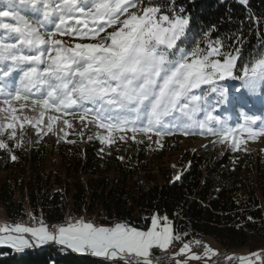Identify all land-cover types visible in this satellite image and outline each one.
Returning <instances> with one entry per match:
<instances>
[{
  "label": "snow or ice",
  "instance_id": "6c2138e0",
  "mask_svg": "<svg viewBox=\"0 0 264 264\" xmlns=\"http://www.w3.org/2000/svg\"><path fill=\"white\" fill-rule=\"evenodd\" d=\"M15 3L8 0V7L0 10V150L11 161L18 159L15 150L25 145L24 133L18 135V130L26 125L37 137L60 131L58 139L76 143L68 140L65 129L73 128L68 117L78 119L82 128L91 124L99 130L88 140L106 146L100 152H107L117 137L148 148L155 136L163 148L165 137L215 136L218 143L231 141L235 151L248 142L245 135L253 142L264 137V120L256 115L244 113L243 123L234 128L228 118L216 114L229 100L223 81L241 82L243 92L236 99L264 98V47H260L264 16L253 21L260 32L256 49L242 55L244 40L226 49L223 40L212 34L213 26L198 39L192 37L190 17L175 6V0H156L147 6L144 0ZM238 3L248 6L249 0ZM246 19L252 21V16ZM57 36L77 42L67 46ZM14 73H19L18 78ZM27 107L38 115L18 114ZM61 118L63 127L58 130ZM258 120L261 126L254 127ZM78 137L83 140V130ZM29 219L37 226L0 224V249L19 253L58 244L106 264L128 258L134 264H153V257L173 242L182 244L176 256L186 257L174 256L175 264L216 255L211 248L203 257L192 254L189 243L176 234L180 225L165 214H153L150 228L143 231L121 223L97 227L84 219L50 230L34 212ZM239 264H264V254L240 258Z\"/></svg>",
  "mask_w": 264,
  "mask_h": 264
},
{
  "label": "trees",
  "instance_id": "16d2710c",
  "mask_svg": "<svg viewBox=\"0 0 264 264\" xmlns=\"http://www.w3.org/2000/svg\"><path fill=\"white\" fill-rule=\"evenodd\" d=\"M150 3L156 0H144L145 6ZM13 6H17L15 0ZM175 6L190 17L192 37L198 39L203 30L213 26L212 34L223 40L226 49L239 46L234 41L240 39L244 40L242 55L256 49L260 32L253 21L264 16V0H249L248 6L238 0H175ZM6 7L8 0H0V10ZM20 7L32 15L26 6ZM162 14L167 12L162 9ZM247 16H252V21ZM252 27L256 31L250 32ZM221 83L229 89V100L217 112L264 118V98L236 99L243 92L241 82ZM24 136L25 145L15 150L16 161L0 150V207L13 223L36 226L29 219V213L34 212L37 221L42 219L48 225L84 217L108 226L148 227L153 214H165L174 225H180L176 234L184 240L211 237L225 251L264 250V153L260 150L241 155L230 150L220 157L186 151L180 162L181 179L176 181L154 168L163 152L131 139L114 143L107 149L109 155L99 151L106 146L88 140L90 135H84L83 140L68 138L76 140L74 144L52 136ZM0 253H6L0 254V264H106L101 258L57 244L19 253L4 248Z\"/></svg>",
  "mask_w": 264,
  "mask_h": 264
},
{
  "label": "rangeland",
  "instance_id": "374dc122",
  "mask_svg": "<svg viewBox=\"0 0 264 264\" xmlns=\"http://www.w3.org/2000/svg\"><path fill=\"white\" fill-rule=\"evenodd\" d=\"M2 34H3V30H0V35H2ZM56 38L59 40H62L64 42V44L67 46H71L77 42L76 40H74L70 36H57ZM13 76L18 78L19 73H14ZM17 83H18V79H17ZM223 106L224 105H222L220 107H223ZM242 106L246 108L247 107L246 102H243ZM219 109H221V108H219ZM18 114L37 116L38 112H34L31 109V107H27V108H25L23 113H18ZM216 114L219 115L221 119L228 118V122H229V125L231 127L235 128L239 124L243 123V119H242L241 114L225 115L222 112H217ZM49 115H53V114L49 113ZM68 119L73 124L72 129H65L66 131L69 132L68 138L77 137L78 133L81 130H83L85 136L93 135L94 133L99 131L94 125L89 124L87 126V128H82V125L78 119H72L71 117H68ZM261 120H264V118ZM62 121H63V118H61L60 123H58L56 126L58 130L63 127ZM259 126H261L260 120L257 121V125H254V127H259ZM20 131H23L24 135L25 134H35V131L31 128L30 125H26L23 130H18V135L20 134ZM62 134H63L62 132L57 131L56 133H51V134H47V135L42 134V136H52V137L58 138L59 136H62ZM128 136L130 137L131 134L129 133ZM173 137L174 138L171 141L169 140V137L164 138L163 148H160L158 146V138L157 137L153 136L152 142H151V148L152 149H155V150H158V151H161L164 153V156L162 157V159L157 161L154 164V168L156 169L157 167H159L165 173L171 175L172 180H175V176L180 174V169H181L180 168L181 167L180 162L182 159V154L186 151H200V152H204V153L210 152L209 155H212V156L216 155L219 157L222 156L225 152L230 151V150L235 155H241L242 153L247 152V151L257 152L258 150H260L264 153V137H258L256 139V141L253 142L252 140H250V138H248L245 135L244 139L248 142L245 145L241 146L240 151H235V150L231 149V147H230L231 141H229L227 143H218L217 141L219 140V137H215V136L201 137V136H197V135H192V136H188V137H182V139L176 138V137H181V136H173ZM117 142H122V141H120L117 137L115 143H117ZM81 219H84L86 222L93 223L97 227H114L116 224H118V223H116L113 226H108V225L100 224L96 219H88V218L86 219L84 217H75V218L69 217L68 220L65 223H63V225L67 226L68 223H74V222H77ZM0 224H8L10 226L13 224L27 225V224L22 223V222H18V223L11 222L10 219L8 218L5 210L1 207H0ZM121 224H123V223H121ZM59 225H61V224H58V226ZM45 226H47L49 228L48 224H45ZM52 227L56 228L55 225H51L49 229H52ZM136 228L143 231V230L150 228V225L148 227H136ZM184 242L189 243L192 254L200 255L202 257H203L204 252L206 251V249L211 248L212 251L216 253V255L213 257V259L208 264L214 263L215 259L219 255V253L222 252L221 250H223V248L219 247V244L217 243V241L211 237H204L202 239L193 237L190 240H184ZM197 242H199V244ZM181 247H182L181 243L173 242L166 251H163V250L160 251L163 254H159V256H157V259H153V263L154 264H172V263H175V260L173 259L174 256L176 259H179V258L183 259V257L176 256V254L179 253ZM62 248L67 249L66 247H62ZM68 250H70V249H68ZM263 252H264V250L250 252V250H248L247 248H240V249H237L236 251L227 250L226 254L229 255V257L234 256L233 258L240 260V258L252 257V256H254V254H257V253L262 254ZM184 258H186V257H184ZM206 258L207 257H204L201 260H206ZM128 259L131 261L133 260L132 258H128ZM120 261L128 263L127 260H119L115 264H119L118 262H120ZM196 264H199V263H196Z\"/></svg>",
  "mask_w": 264,
  "mask_h": 264
},
{
  "label": "built area",
  "instance_id": "2783aa9c",
  "mask_svg": "<svg viewBox=\"0 0 264 264\" xmlns=\"http://www.w3.org/2000/svg\"><path fill=\"white\" fill-rule=\"evenodd\" d=\"M50 230H55V228L52 227ZM153 259H157V255L153 257ZM182 259V258H179ZM240 260H224L223 257L219 256V259L217 260V263H211V264H239Z\"/></svg>",
  "mask_w": 264,
  "mask_h": 264
},
{
  "label": "bare ground",
  "instance_id": "6f19581e",
  "mask_svg": "<svg viewBox=\"0 0 264 264\" xmlns=\"http://www.w3.org/2000/svg\"><path fill=\"white\" fill-rule=\"evenodd\" d=\"M222 252H220L219 253V255H218V257L215 259V261H214V263H217V260L219 259V256L220 257H223L224 258V260H238V259H236V258H233V257H229V255H227L226 254V251L225 250H221ZM262 254H264V252L262 253ZM157 256H159V255H157ZM231 256V255H230ZM229 258H231V259H229ZM156 263V262H155Z\"/></svg>",
  "mask_w": 264,
  "mask_h": 264
},
{
  "label": "crops",
  "instance_id": "0c3cea01",
  "mask_svg": "<svg viewBox=\"0 0 264 264\" xmlns=\"http://www.w3.org/2000/svg\"><path fill=\"white\" fill-rule=\"evenodd\" d=\"M202 246V245H201ZM217 252V251H216ZM160 253H162V252H160ZM163 254V253H162ZM213 257L214 256H208L207 258H206V260H196V261H189V264H196V263H199V264H208L212 259H213ZM183 259H185L184 257H183ZM173 264H175V263H173Z\"/></svg>",
  "mask_w": 264,
  "mask_h": 264
}]
</instances>
